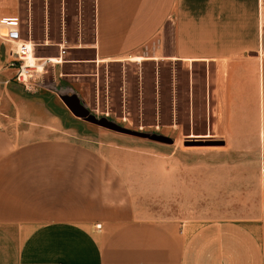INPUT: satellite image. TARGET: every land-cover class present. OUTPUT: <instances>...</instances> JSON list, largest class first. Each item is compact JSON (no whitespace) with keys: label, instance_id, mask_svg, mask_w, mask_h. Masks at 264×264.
Instances as JSON below:
<instances>
[{"label":"crops","instance_id":"1","mask_svg":"<svg viewBox=\"0 0 264 264\" xmlns=\"http://www.w3.org/2000/svg\"><path fill=\"white\" fill-rule=\"evenodd\" d=\"M67 1L65 24L70 5L83 29L84 0ZM19 8L0 0V264H264V0H93V41L74 45L94 55L73 67L136 58L209 66L208 128L258 147L260 198L251 217L203 222L140 217L118 163L131 148L70 132L58 82L71 45L59 43L49 86L13 80L17 43L3 36L18 24L28 39Z\"/></svg>","mask_w":264,"mask_h":264},{"label":"rangeland","instance_id":"2","mask_svg":"<svg viewBox=\"0 0 264 264\" xmlns=\"http://www.w3.org/2000/svg\"><path fill=\"white\" fill-rule=\"evenodd\" d=\"M71 7L65 24L64 0H20L22 32L35 43L39 56L56 57L59 43L71 45L64 57V82H58L64 97L77 101L96 119L124 128L117 131L89 123L68 106L76 128L71 133L102 149L113 142L131 148L128 161L118 163L140 217L203 222L258 213L259 150L243 140L239 145L229 132L208 128L205 76L209 66L136 58L73 67L76 61L93 59V49L74 46L80 39L87 46L93 41V0H84L81 30ZM54 64L41 73L37 90L38 84H52ZM59 72L60 68L55 74Z\"/></svg>","mask_w":264,"mask_h":264},{"label":"built area","instance_id":"3","mask_svg":"<svg viewBox=\"0 0 264 264\" xmlns=\"http://www.w3.org/2000/svg\"><path fill=\"white\" fill-rule=\"evenodd\" d=\"M3 38L8 42L15 41L17 43V52L11 60L10 66L15 70L14 79L28 90L36 89L37 80L50 63L62 62L60 57H40L35 55V43L22 37L18 24L10 26ZM262 170L264 173V164Z\"/></svg>","mask_w":264,"mask_h":264},{"label":"water","instance_id":"4","mask_svg":"<svg viewBox=\"0 0 264 264\" xmlns=\"http://www.w3.org/2000/svg\"><path fill=\"white\" fill-rule=\"evenodd\" d=\"M64 100L66 101L67 105L73 111L75 115L79 117H83L90 122H93V123H96V124H99V125H102V126H105V127L117 130V131H125L124 128H121L115 124L106 122L105 120L96 119L94 116L89 115L88 111L84 107H82L77 101H73L71 99H70L71 101H68V99L66 100V97ZM159 138L162 139L164 137L161 136Z\"/></svg>","mask_w":264,"mask_h":264},{"label":"bare ground","instance_id":"5","mask_svg":"<svg viewBox=\"0 0 264 264\" xmlns=\"http://www.w3.org/2000/svg\"><path fill=\"white\" fill-rule=\"evenodd\" d=\"M32 60V59H31Z\"/></svg>","mask_w":264,"mask_h":264}]
</instances>
